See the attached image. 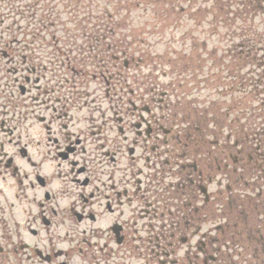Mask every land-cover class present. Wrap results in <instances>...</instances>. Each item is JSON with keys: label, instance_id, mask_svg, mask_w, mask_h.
Wrapping results in <instances>:
<instances>
[{"label": "flooded vegetation", "instance_id": "flooded-vegetation-1", "mask_svg": "<svg viewBox=\"0 0 264 264\" xmlns=\"http://www.w3.org/2000/svg\"><path fill=\"white\" fill-rule=\"evenodd\" d=\"M17 13L0 21V264H264V134L225 99L228 49L188 67L222 100H190L113 18L82 46Z\"/></svg>", "mask_w": 264, "mask_h": 264}, {"label": "rangeland", "instance_id": "rangeland-1", "mask_svg": "<svg viewBox=\"0 0 264 264\" xmlns=\"http://www.w3.org/2000/svg\"><path fill=\"white\" fill-rule=\"evenodd\" d=\"M253 1L0 0V9L5 7L0 10V21L18 20L17 11L25 16H19L22 22L29 21L35 13L37 19L45 14L52 23L61 26L68 23L69 28L66 26L60 38L84 46L88 45L89 38L109 39L110 18H113L122 26L115 28L116 38L133 42L131 51L136 50L138 54H142V50L144 53L148 51L149 59L159 65L156 71L160 81L166 86L173 84L175 95H180L183 90L197 91L190 100L198 97L204 102H209V99L221 101L216 86L220 90L223 86L207 78L204 81L202 74L192 75L188 67L194 62L189 60L195 61L202 55H210L213 60L217 55L219 57L216 60H219L222 52L228 49L230 60L227 69L233 76L236 75L239 61H244V84L243 90L237 94V80L231 76L230 87H233L228 90L225 99L230 105H235L239 99L237 96H242V135L255 143L259 124L262 125L264 121V52L260 51V46L264 49V0H258L254 9L244 5L245 2ZM245 41L241 53V44ZM193 45L198 46V49H193ZM210 58L203 70L207 74L214 72L215 77V71L219 72L220 68L213 67ZM149 67L144 68V71L148 72ZM190 70L192 72L193 67ZM102 86L105 87V84L102 83ZM259 134L264 133L260 131ZM230 146L234 147L233 138ZM230 164L233 166L232 162Z\"/></svg>", "mask_w": 264, "mask_h": 264}]
</instances>
